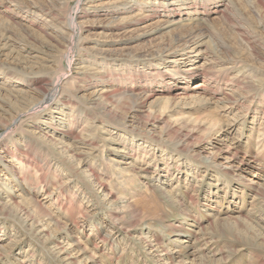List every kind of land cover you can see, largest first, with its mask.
I'll return each instance as SVG.
<instances>
[{
	"label": "rangeland",
	"instance_id": "obj_1",
	"mask_svg": "<svg viewBox=\"0 0 264 264\" xmlns=\"http://www.w3.org/2000/svg\"><path fill=\"white\" fill-rule=\"evenodd\" d=\"M0 264H264V0H0Z\"/></svg>",
	"mask_w": 264,
	"mask_h": 264
},
{
	"label": "bare ground",
	"instance_id": "obj_2",
	"mask_svg": "<svg viewBox=\"0 0 264 264\" xmlns=\"http://www.w3.org/2000/svg\"><path fill=\"white\" fill-rule=\"evenodd\" d=\"M72 21V19H71ZM74 23H71V25H73ZM72 28V27H71ZM73 31V30H72ZM193 67V66H192ZM189 71L188 69H185V72ZM197 86H200V84H198Z\"/></svg>",
	"mask_w": 264,
	"mask_h": 264
}]
</instances>
